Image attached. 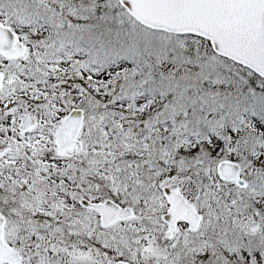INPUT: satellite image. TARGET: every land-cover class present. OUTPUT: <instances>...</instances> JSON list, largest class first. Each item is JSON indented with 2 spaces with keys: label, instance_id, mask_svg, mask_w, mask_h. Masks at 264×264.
Returning <instances> with one entry per match:
<instances>
[{
  "label": "snow or ice",
  "instance_id": "6c2138e0",
  "mask_svg": "<svg viewBox=\"0 0 264 264\" xmlns=\"http://www.w3.org/2000/svg\"><path fill=\"white\" fill-rule=\"evenodd\" d=\"M0 264H264V0H0Z\"/></svg>",
  "mask_w": 264,
  "mask_h": 264
}]
</instances>
